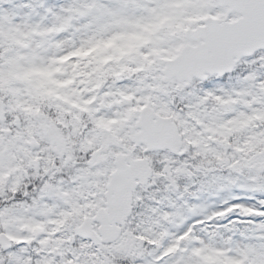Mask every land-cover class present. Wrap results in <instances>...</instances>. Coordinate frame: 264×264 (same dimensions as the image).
I'll list each match as a JSON object with an SVG mask.
<instances>
[{"label":"snow or ice","instance_id":"1","mask_svg":"<svg viewBox=\"0 0 264 264\" xmlns=\"http://www.w3.org/2000/svg\"><path fill=\"white\" fill-rule=\"evenodd\" d=\"M0 264H264V0H0Z\"/></svg>","mask_w":264,"mask_h":264}]
</instances>
